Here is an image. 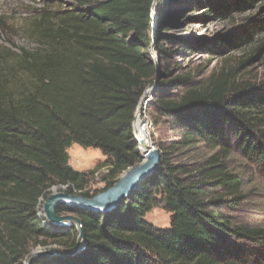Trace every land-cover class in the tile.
Listing matches in <instances>:
<instances>
[{
  "label": "trees",
  "instance_id": "1",
  "mask_svg": "<svg viewBox=\"0 0 264 264\" xmlns=\"http://www.w3.org/2000/svg\"><path fill=\"white\" fill-rule=\"evenodd\" d=\"M251 1L212 8L225 16ZM75 2L30 19L22 30L31 46L0 50V264H28L31 243L59 252L32 264H264V227L234 224L219 209L224 195L242 198V180L226 165L229 132L264 176V85L236 84L235 70H222L206 86L166 70L171 80L157 83L152 28H167L168 1ZM156 5L166 16L153 19ZM260 27L264 21L252 24ZM154 83L149 113L172 119L181 138L160 147V166L113 210L58 206V214L83 222L88 243L72 255L76 227L49 223L44 203L59 185L93 197L142 161L133 127ZM172 89L185 90L172 97ZM75 143L106 158L76 170L68 151ZM201 143L218 151L201 164L173 160L180 147ZM97 183L103 186L91 190ZM217 188L221 196L212 194ZM156 207L171 214L170 227L146 220Z\"/></svg>",
  "mask_w": 264,
  "mask_h": 264
},
{
  "label": "rangeland",
  "instance_id": "2",
  "mask_svg": "<svg viewBox=\"0 0 264 264\" xmlns=\"http://www.w3.org/2000/svg\"><path fill=\"white\" fill-rule=\"evenodd\" d=\"M166 1L171 6L168 16L166 9L158 5L153 10V19L156 14L167 17L166 29L158 32L152 28V37L159 36V41L150 51L159 68L157 83L171 80L166 70L172 73V78L181 76L194 86H206L222 70H235L236 84L256 88L264 85V27L252 28L254 21H264V0L251 1L239 12L238 8L227 9L225 16L213 10L212 4L232 7L237 0ZM75 4V0H0V50L31 46L22 30L31 18L40 11L57 13ZM184 90L172 89L168 94L176 97ZM150 118L153 129L149 139L154 146L160 149L179 142L180 129L172 119L153 110ZM228 138L232 152L226 159V165L242 180V198L232 202L233 197L224 195V203L219 209L234 224L264 227V176L243 156L233 131L229 132ZM68 151L70 163L79 171H89L106 158L100 149L76 143ZM217 151L201 143L194 147H180L172 158L184 164H201ZM101 186L102 183L93 184L91 190ZM67 189L59 188L58 191ZM221 191L217 188L212 194L221 196ZM146 220L166 229L171 225V214L156 207L146 215ZM39 248L41 245L31 243L29 258Z\"/></svg>",
  "mask_w": 264,
  "mask_h": 264
},
{
  "label": "water",
  "instance_id": "3",
  "mask_svg": "<svg viewBox=\"0 0 264 264\" xmlns=\"http://www.w3.org/2000/svg\"><path fill=\"white\" fill-rule=\"evenodd\" d=\"M155 84L149 86L154 88ZM138 117L135 116L134 134L139 135L138 131ZM140 149L142 152V161L129 169L125 170L117 182L93 197H85L79 194H71L67 191H58L59 188L67 186H54L51 189L50 196L46 199L43 207L44 216L49 223L59 227H76L78 231L77 245L72 250V255H75L87 245V238L82 220L71 213L61 215L57 213L59 205L64 204L69 207H76L85 210H92L96 212H109L113 210L120 202L124 201L149 175H151L161 164L160 149L150 144H144L140 141ZM57 250L41 249L34 252L29 258L28 264H32L36 259L44 256L57 255Z\"/></svg>",
  "mask_w": 264,
  "mask_h": 264
},
{
  "label": "built area",
  "instance_id": "4",
  "mask_svg": "<svg viewBox=\"0 0 264 264\" xmlns=\"http://www.w3.org/2000/svg\"><path fill=\"white\" fill-rule=\"evenodd\" d=\"M153 91L154 88H148L145 92V95L143 96V98L141 99L138 107H137V111H136V115L138 114V131L140 130V124H146L148 127V131H149V135L148 137L151 135V131L153 129V124L150 118V113H149V105L151 104V102L153 101ZM145 125L142 126V128H144ZM135 136V140L137 141L138 144H140V138L139 135ZM150 144H152L150 142ZM140 146V145H139Z\"/></svg>",
  "mask_w": 264,
  "mask_h": 264
},
{
  "label": "bare ground",
  "instance_id": "5",
  "mask_svg": "<svg viewBox=\"0 0 264 264\" xmlns=\"http://www.w3.org/2000/svg\"><path fill=\"white\" fill-rule=\"evenodd\" d=\"M145 125L144 128H142V126ZM149 135V131H148V127L146 124H140V130H139V138L141 140L142 143L147 144L148 142L150 143V139L148 137Z\"/></svg>",
  "mask_w": 264,
  "mask_h": 264
},
{
  "label": "crops",
  "instance_id": "6",
  "mask_svg": "<svg viewBox=\"0 0 264 264\" xmlns=\"http://www.w3.org/2000/svg\"><path fill=\"white\" fill-rule=\"evenodd\" d=\"M72 165V164H71ZM74 167V166H73Z\"/></svg>",
  "mask_w": 264,
  "mask_h": 264
}]
</instances>
